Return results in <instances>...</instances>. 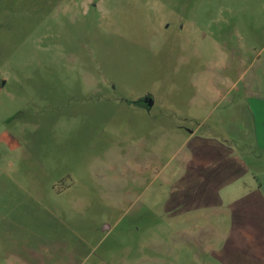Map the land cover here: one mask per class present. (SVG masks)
Here are the masks:
<instances>
[{"label": "rangeland", "instance_id": "rangeland-1", "mask_svg": "<svg viewBox=\"0 0 264 264\" xmlns=\"http://www.w3.org/2000/svg\"><path fill=\"white\" fill-rule=\"evenodd\" d=\"M254 94L264 0H0V264H216L189 131H252Z\"/></svg>", "mask_w": 264, "mask_h": 264}, {"label": "crops", "instance_id": "crops-1", "mask_svg": "<svg viewBox=\"0 0 264 264\" xmlns=\"http://www.w3.org/2000/svg\"><path fill=\"white\" fill-rule=\"evenodd\" d=\"M254 98L259 104L247 107L252 131L235 132L238 121L224 135L189 131L191 155L178 181L177 204L180 213L201 218L195 240L208 242L216 264H264V95ZM204 211L219 217H202Z\"/></svg>", "mask_w": 264, "mask_h": 264}, {"label": "flooded vegetation", "instance_id": "flooded-vegetation-1", "mask_svg": "<svg viewBox=\"0 0 264 264\" xmlns=\"http://www.w3.org/2000/svg\"><path fill=\"white\" fill-rule=\"evenodd\" d=\"M152 100V97L151 95L148 93L147 95L145 96H142L140 97L137 101H135L138 105H140L141 107H144V108H149L152 104H153V101H152V104H149L148 101Z\"/></svg>", "mask_w": 264, "mask_h": 264}, {"label": "water", "instance_id": "water-1", "mask_svg": "<svg viewBox=\"0 0 264 264\" xmlns=\"http://www.w3.org/2000/svg\"><path fill=\"white\" fill-rule=\"evenodd\" d=\"M149 104H152V100L148 101Z\"/></svg>", "mask_w": 264, "mask_h": 264}]
</instances>
